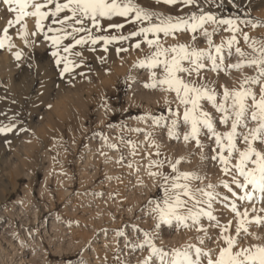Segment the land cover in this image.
Returning a JSON list of instances; mask_svg holds the SVG:
<instances>
[{"label": "rangeland", "instance_id": "obj_1", "mask_svg": "<svg viewBox=\"0 0 264 264\" xmlns=\"http://www.w3.org/2000/svg\"><path fill=\"white\" fill-rule=\"evenodd\" d=\"M134 2L173 17L198 13L202 8L220 18L239 17L264 25V0H197L192 6L156 0ZM9 20L14 21L15 14L0 3V35ZM102 23L107 31L97 35H128L132 30L129 24L120 30L107 28L109 23H124L119 17ZM23 25L27 45L20 38ZM206 27L212 32V25ZM226 27L213 34L215 44L231 35L223 30ZM239 27L252 39L264 40V26L240 23ZM35 31V18L25 17L9 29L15 47L0 49V126L15 125L11 132L0 133V264H17L19 257L23 264H141L149 252L134 251L132 245L143 239V231L156 236V245L166 251L197 243L195 238L200 235L205 239V250L217 252L223 241L216 239L219 230L210 228L206 217L203 227L207 233L201 234L195 228L165 226L157 230L156 219L149 215V201L163 195L161 179L149 175L159 170L148 167L152 160L183 158L181 171L205 177L193 181L192 187L216 185L221 197L227 189L219 186L220 181L230 182L231 177L212 159L216 155L212 151L214 140L202 135V147L195 141L186 143L183 133L188 129L183 126L179 129L181 138L170 139L162 126L164 121L157 126L147 118L163 116L167 120L169 107L176 108L174 93L146 88L149 72L134 67L149 53L147 46L136 49L135 38L114 41L107 52L103 51V41L77 46L74 51L82 56L75 59L83 64L72 73L61 74L63 65L55 64L51 42L44 40L43 34L31 35ZM192 35L185 32L162 37V41L165 46L188 44ZM196 37V46L206 48V38L199 32ZM237 39L238 46L251 53L240 33ZM121 44L129 50L118 54ZM90 47L95 50L90 51ZM17 51L22 52L19 61L13 55ZM237 59L233 54L225 63ZM245 75L256 72L252 68L219 73L205 69L203 82L222 95L223 87H238ZM253 88L258 94L259 86ZM202 103L214 119L219 117L210 104ZM229 127L217 123L220 132ZM238 146L243 149V142ZM162 170L171 171L167 164ZM231 199L229 196V203ZM261 206L256 205L257 209ZM213 211L221 223L232 220L230 232L235 235L234 214L224 203L215 202ZM249 213L250 217L264 216L252 213L250 207ZM249 231L260 239L249 235L240 246L264 244V226L252 224Z\"/></svg>", "mask_w": 264, "mask_h": 264}, {"label": "snow or ice", "instance_id": "obj_2", "mask_svg": "<svg viewBox=\"0 0 264 264\" xmlns=\"http://www.w3.org/2000/svg\"><path fill=\"white\" fill-rule=\"evenodd\" d=\"M156 2L197 5V0ZM0 3L6 6L9 13L15 14V20H9L2 29L0 49L14 48L9 29L13 24H21L25 17H33L36 31L31 35L43 34L44 40L51 42L55 64L63 65L61 74L72 73L83 64V60L75 59L82 56V52L74 51L77 46H94L103 41V51L107 52L108 46L114 41H132L133 38L136 49H141L142 44L146 45L149 53L134 65L149 72L150 82L144 86L174 93L176 100L175 110L169 107L170 116L167 120L170 123L163 116L147 118L157 126H161L164 121L162 126L167 128L170 139L179 140V129L183 126L188 129L183 133L186 143L195 141L198 147H202V135L214 140L216 147L212 151L216 155L212 159L219 162L220 170L225 176L231 177L230 182L227 179L220 181L219 186L227 189V193L221 197L215 191L217 186L213 184L193 188V181H201L205 177L181 171L179 166L183 158L175 161L152 160L148 167L159 170L150 171L149 175L161 179L163 195L155 201H149L152 205L149 215L156 219L154 227L157 230H162L165 226L195 228L201 234L207 233V229L203 227V218L206 217L211 222L209 227L219 230L216 239L222 240L223 246L215 253L212 249L205 250V239L198 235L195 238L197 243H187L166 251L156 245V236L143 231V239L132 245L134 251L147 249L149 252L141 264H264V244L240 246L242 239L249 235L255 236L249 231L250 225L264 226V216L256 214L250 217L249 213V207L252 213H264V40L252 39L240 29L239 24H250L253 28L264 25L241 20L239 17L220 18L202 8L198 13L173 17L146 10L134 0H0ZM117 17L123 18L124 23H109L107 28L120 30L126 24L132 25L128 35H97L107 31L103 27V21H112ZM49 19L50 22L45 24ZM207 25L213 26L212 32L208 31ZM221 26H227L223 30L231 35L220 44H215L212 36L221 30ZM185 32L193 34L188 44L165 46L162 41V37L166 39ZM198 32L206 38V48L196 46ZM237 33L243 36L251 53L238 46ZM27 36L26 25H23L20 38L25 45L28 44ZM89 50L94 51L95 48L90 47ZM128 50L121 44L117 53ZM233 54L238 57L236 62L226 64V60L231 59ZM13 55L19 61L22 52L17 51ZM245 68L254 69L256 75L243 76L238 87H223L222 95L203 82L205 69L219 73L229 70L242 72ZM254 85L259 86L258 94ZM202 102L210 104L220 114L219 117L214 119ZM217 123L230 127L227 131L220 132L217 130ZM14 127V124L0 126V133L11 132ZM241 141L243 149L238 146ZM155 155L158 157L159 151ZM165 164L170 172L162 170ZM229 196L232 198L230 203ZM218 200L234 214L235 235L230 232L232 220L221 223L214 214L213 204ZM258 203L262 205L259 209L256 207ZM134 230L141 231L135 227ZM118 235L122 236L124 233L118 232ZM255 238L260 239L259 236Z\"/></svg>", "mask_w": 264, "mask_h": 264}, {"label": "bare ground", "instance_id": "obj_3", "mask_svg": "<svg viewBox=\"0 0 264 264\" xmlns=\"http://www.w3.org/2000/svg\"><path fill=\"white\" fill-rule=\"evenodd\" d=\"M0 218H1V216H0ZM2 238V237H1ZM1 238H0V240H1ZM18 252V251H17ZM18 254V253H17ZM20 254V253H19ZM23 260H22V258L21 257H19L18 259H17V264H23V262H22Z\"/></svg>", "mask_w": 264, "mask_h": 264}]
</instances>
